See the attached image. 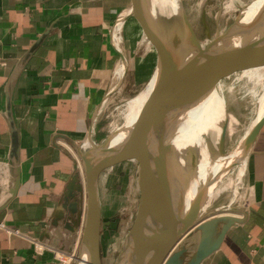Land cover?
<instances>
[{
  "label": "crops",
  "instance_id": "obj_1",
  "mask_svg": "<svg viewBox=\"0 0 264 264\" xmlns=\"http://www.w3.org/2000/svg\"><path fill=\"white\" fill-rule=\"evenodd\" d=\"M132 6L0 0V264H58V250L78 236L74 200L65 199L75 150L107 137L101 109L129 60L132 22L121 52L113 27ZM242 178L250 196L232 215L245 221L203 264H264V125Z\"/></svg>",
  "mask_w": 264,
  "mask_h": 264
},
{
  "label": "rangeland",
  "instance_id": "obj_2",
  "mask_svg": "<svg viewBox=\"0 0 264 264\" xmlns=\"http://www.w3.org/2000/svg\"><path fill=\"white\" fill-rule=\"evenodd\" d=\"M140 1L143 14L147 18L150 27L165 42L171 55H176L175 53L177 52H191L195 49V40L189 34L185 23L180 20L177 14L173 13L168 0ZM254 1L181 0L184 11L193 25V29L201 46L207 48L217 37L218 43L208 51L207 54L209 56L214 50H225L231 45L241 42V39L245 35L244 29L248 26L247 23L250 22L248 13H246V18H242V10ZM231 4L233 7H231ZM224 5L229 9L227 7L223 8L225 7ZM152 7L155 9V15L151 16L150 8ZM126 18H128L127 23L129 19V22H132L131 25L126 23L127 26H130L128 29L131 31V35H128L132 37L130 42L126 44V50L129 53L127 70L128 66L130 70L126 71L125 69L126 75L120 82L121 85L113 92L102 108L101 116L108 131L107 137H105L103 142L99 143L93 139L87 140L77 148L78 150H75L78 175L83 184L86 180V168L82 151H85L90 146L103 145L105 140L116 131L122 123L125 105L138 94L158 66L159 55L154 45L146 37L140 22L133 15ZM241 18L242 20L238 22ZM125 28L126 25L123 26L121 32V48H123V44L125 43L123 37ZM225 34L228 35V38L223 39ZM178 41H180V47L178 45L176 47V42ZM246 43L250 46H248L250 49L249 52L252 51L253 47L258 51L264 52V47L260 46L261 43L257 36ZM242 60L245 61L246 57ZM257 62H261V58ZM259 77V74L258 77L257 74L241 76L240 79H246V83L233 78L221 81L215 80L218 91L225 98V112L227 115L213 129V132L215 131L216 133L208 132L205 123L200 130L199 134L202 138L205 137L207 147L209 148V160H214L216 156L224 154L227 155L226 163H229L227 160L234 157V154L238 151L244 141V136L250 131L251 124L256 119L257 114L264 112V82H259ZM260 97L262 100H260ZM223 126H225V129ZM202 159V154L197 151L194 156L190 157V161L187 164H193L195 162L194 165L196 166ZM241 167H243L242 163L237 161L233 167L227 170L216 183L217 186L214 191L215 197H213L208 208L195 218H189L187 220L188 223L197 224L199 221L202 222V220L217 216L218 214H235L237 212L236 210L246 206L247 199L245 198V194L247 187L243 183V178L240 175L242 171ZM175 170L173 168V171L168 174L165 183V193L177 182V173ZM196 171V169L190 170L188 168L186 169L185 175L187 177L189 175L192 176ZM97 187L98 200L101 208L102 230L100 243L102 261L103 264H118V260L125 247V239L133 227L139 206L140 188L138 186V167L136 163L126 161L114 169L104 172L99 179ZM86 193L87 191L85 189L83 203L81 205L82 219L75 225L78 236L74 238L67 249L58 250V264H80L79 258H81L84 248V218L87 208ZM199 233L197 228L192 229L181 240L180 245H178L177 249H181L182 247L186 250L183 257L185 261L189 260L195 254L200 241Z\"/></svg>",
  "mask_w": 264,
  "mask_h": 264
},
{
  "label": "water",
  "instance_id": "obj_3",
  "mask_svg": "<svg viewBox=\"0 0 264 264\" xmlns=\"http://www.w3.org/2000/svg\"><path fill=\"white\" fill-rule=\"evenodd\" d=\"M132 15L140 22L146 37L154 45L159 55L158 66L149 81L125 105L121 125L105 140L108 149L107 156L99 169L92 171L85 162V183H82L77 171L68 184L65 199L66 201L69 199L74 200L70 205V210L76 215L75 224H77L82 219L81 205L83 203V193L86 189L87 208L84 218V246L87 240H90L93 264H103L100 243L102 230L101 208L97 187L99 179L104 172L114 169L123 162H134L138 167L140 199L134 224L128 236L133 234L145 246L147 252L145 264H203L208 257L221 248L228 232L245 220L232 214H218L202 220V222L199 221L197 224L188 223L187 221L179 227H169L165 230L162 226L165 215L164 208L159 218V224L153 225L150 222V217L155 216L156 212L158 213V210L161 209L160 201L168 170L166 163L168 148L164 143L163 122L158 119V115L160 110L168 104L180 79L196 77L221 81L233 78L246 83V79H240L241 76L264 75V61L250 63L239 58L229 60L212 59L207 54V49L201 46L184 9V23L189 34L195 40V49L191 52L171 55L165 42L150 27L147 18L143 14L140 0H133ZM128 107H131L129 115L127 114ZM124 114H127L128 118L126 120ZM131 118L133 127L138 130L139 142L142 148L141 154L135 156L122 153L115 146L110 147V142L114 138H118ZM263 125L264 119L255 126L249 136L247 143L251 147L263 129ZM223 128L225 129V126ZM157 153L158 158L155 156ZM195 217L191 216L189 218L193 219ZM195 228H197L198 233L200 232V241L195 254L185 261L183 257L186 250L182 247L181 249L177 248L185 235Z\"/></svg>",
  "mask_w": 264,
  "mask_h": 264
},
{
  "label": "bare ground",
  "instance_id": "obj_4",
  "mask_svg": "<svg viewBox=\"0 0 264 264\" xmlns=\"http://www.w3.org/2000/svg\"><path fill=\"white\" fill-rule=\"evenodd\" d=\"M168 1L173 13L177 14L180 20L184 23V8L181 0ZM226 7L227 6L223 8ZM231 7H233L232 4ZM131 12V10L126 12V16H131ZM246 13H248V16L250 17V24L247 23L248 26L245 29L240 27L245 30V35L241 39V42L233 44L225 50H212L213 52L210 54L212 59L229 60L232 58H239L242 60L246 57V62H257L259 58H261V62L264 61V52L256 50L255 47L249 52V45L246 43L247 41L250 42L252 38L257 36L261 43L260 46L264 47V0H255L249 4V6L243 8L242 18L247 17ZM150 15H155L154 7L150 8ZM242 18L238 22H240ZM124 22L125 19L120 22L119 28H122ZM225 38H228V35L225 34L223 39ZM176 43V47H180V41ZM217 43L218 39L216 37L213 43L206 48L207 53ZM179 53L185 52H177L175 54ZM125 69L126 65L124 62L118 69L119 77L124 75L123 73ZM258 81L264 82V75H260ZM176 86L177 87L174 89L168 104L160 110L158 119L163 122L164 143L166 148H168L166 153L168 169L166 180L168 174L172 172L174 168L177 173V182L166 193V185L164 184L165 186L160 201L161 209L160 211L158 210V213L156 212L155 216L153 215L150 217V222L153 223V225L159 224L161 212H163V209L165 208L164 223L162 222V226L165 230L169 227H179L180 225L187 223L186 221L189 217L197 216L206 210L213 197H215L214 191L217 186L216 183L228 169L237 163V161L241 162L243 165L240 174L241 177L243 176L251 149L250 144L247 143L248 138L255 129V126L264 119V112L262 114H257L256 119L251 124L250 131L244 136V141L240 145L238 151H236L234 157L227 160L229 163L231 162V164L226 163L227 155L224 154L216 156L214 160H209V148L207 147L206 139L205 137L202 138L199 133L204 123L208 128V132H213V129H215L218 122L227 115L225 112V98L221 92L218 91L215 80L212 81L196 77L182 78ZM260 100H262V98ZM130 113L131 107H128L127 114L129 115ZM127 114H124L126 119L128 118ZM127 124L128 125L123 129L118 138H114L110 142V147L113 148L115 146L120 149L122 153L124 152L127 155H140L142 148L139 142L138 130L133 127L132 118ZM107 150V143L104 142L101 146H90L85 151H82L84 154V160L92 171L99 169L107 156ZM197 151L202 154V161L196 165L197 167L194 165V161L193 164H187V162L190 161V157L194 156ZM155 156L158 158V153L155 154ZM188 168L190 170L196 169L197 171L192 176L189 175V177H187L185 173ZM146 256L147 252L143 243L138 241V239L131 234L125 240V247L118 260V264H145ZM79 262L80 264H93L92 245L90 240H87V243H85Z\"/></svg>",
  "mask_w": 264,
  "mask_h": 264
},
{
  "label": "built area",
  "instance_id": "obj_5",
  "mask_svg": "<svg viewBox=\"0 0 264 264\" xmlns=\"http://www.w3.org/2000/svg\"><path fill=\"white\" fill-rule=\"evenodd\" d=\"M129 10H131L132 11V8L131 9H129ZM128 12V11H127ZM126 12H122V13H120L119 14V16L116 18L117 19V21H116V23H115V25H114V27H113V34H112V37L114 38V43H115V46L117 47V49H118V51L119 52H121V50H122V48H121V46H122V44H120L121 42H122V37H121V32H122V29H123V26H122V28H119V24H120V22L122 21V20H124L125 19V21H126V14H125ZM132 13V12H131ZM123 60V62H125V65H126V71H127V62H126V60H125V58L124 59H122ZM116 72H117V70H116ZM125 74H126V72H125ZM115 75H116V73H115ZM125 77V76H124ZM124 77H118V75H116V81H117V84H115L114 86H113V88H111V91L109 92L110 94H108V96H107V98L105 99V101H104V103H103V106H104V104L108 101V99H109V97L113 94V92H115V90H117L118 89V87H119V85H121V81H122V79L124 78ZM103 108V107H102ZM101 111H102V109H101ZM249 196H250V192H249V190L248 189H246V194H245V198L248 200V198H249ZM247 200H246V202H247ZM248 203V202H247ZM59 255V254H58Z\"/></svg>",
  "mask_w": 264,
  "mask_h": 264
}]
</instances>
